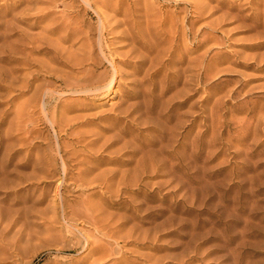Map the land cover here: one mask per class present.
<instances>
[{
    "label": "rangeland",
    "instance_id": "obj_1",
    "mask_svg": "<svg viewBox=\"0 0 264 264\" xmlns=\"http://www.w3.org/2000/svg\"><path fill=\"white\" fill-rule=\"evenodd\" d=\"M0 264H264V0H0Z\"/></svg>",
    "mask_w": 264,
    "mask_h": 264
},
{
    "label": "bare ground",
    "instance_id": "obj_2",
    "mask_svg": "<svg viewBox=\"0 0 264 264\" xmlns=\"http://www.w3.org/2000/svg\"><path fill=\"white\" fill-rule=\"evenodd\" d=\"M85 1V0H84ZM89 2V1H88ZM87 4V3H86ZM88 5V4H87ZM91 59V58H90ZM95 59V58H94ZM93 59V60H94ZM91 61V60H90ZM95 61V60H94ZM77 86V85H76ZM113 87V77H112V79L108 82V83H106L105 85H103V86H100V87H96V88H90V89H83V87L81 88V87H73L72 89H71V91L72 92H70V91H68V92H70V93H68V94H82V93H92V92H101V91H106V89L108 88V89H110V88H112ZM82 89V90H81ZM66 93V92H65ZM150 117V116H149ZM157 150V149H156ZM146 153V152H145ZM143 155V154H142ZM68 164H66L65 162H64V174H63V181L61 182V183H64V182H66V180H67V177H68V166H67ZM139 167V166H138ZM108 173V172H107ZM65 210V209H64ZM68 214V213H67ZM68 216V215H67ZM69 220V219H68Z\"/></svg>",
    "mask_w": 264,
    "mask_h": 264
}]
</instances>
